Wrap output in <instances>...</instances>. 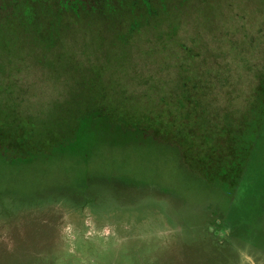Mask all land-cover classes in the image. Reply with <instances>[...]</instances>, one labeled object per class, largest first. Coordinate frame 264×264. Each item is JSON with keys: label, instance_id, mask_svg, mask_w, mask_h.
I'll return each instance as SVG.
<instances>
[{"label": "rangeland", "instance_id": "rangeland-1", "mask_svg": "<svg viewBox=\"0 0 264 264\" xmlns=\"http://www.w3.org/2000/svg\"><path fill=\"white\" fill-rule=\"evenodd\" d=\"M47 2L0 10V264H264V0Z\"/></svg>", "mask_w": 264, "mask_h": 264}, {"label": "trees", "instance_id": "trees-1", "mask_svg": "<svg viewBox=\"0 0 264 264\" xmlns=\"http://www.w3.org/2000/svg\"><path fill=\"white\" fill-rule=\"evenodd\" d=\"M48 0H0V10L3 9L1 6H5L7 7L6 9L9 10V7H14V12L12 13V15H15V17L17 16H24L26 19H32L34 17V15L39 12L40 9H42L43 7H46V3ZM57 2H59L58 4H60L61 8L67 11H71L74 13H79L80 10H85V11H89L90 9L92 11H98L99 7L94 5H90V2H92V0H55ZM21 2V4H20ZM19 4V5H18ZM49 5H51L50 3H48ZM170 43V42H169ZM167 44V43H166ZM165 44V46L167 47V45ZM176 45H178V40L176 42ZM224 51L226 49H223ZM242 52V51H241ZM201 55L200 51L198 52V54L196 55V57L194 56V61L196 66L201 64V60L197 57H199ZM181 56V55H180ZM183 57H178V60L176 62V66L179 65V68L184 69V81L182 83V86L180 89H178V91L176 92V94H170L169 96H162L161 98H159L157 100V102L154 103V107L158 108L159 114H161V112H163L165 115H168L167 110L168 109H174L180 105H184L186 106V104L190 103L192 100L193 104H187V108L189 109V112H186L184 116L180 117V120L177 121V123H182L184 118H192V119H197V111L195 109H193L191 106H195L197 107H201V102H204V92L207 93V89L212 90L211 92H208L206 95L207 97H210L211 93L214 90H219L220 86L222 85V80H223V73H226L225 70L228 72V74H231V72H233V74H238V71L236 70V66H237V57L235 56L234 59H230L228 58V56L222 55L221 52H217L213 57H208V60L210 61V65L212 68H210L209 66H207V71L208 72H202L198 70V74L196 76L191 77V70L192 69H188L187 66L185 65V62L183 60H181ZM193 58V57H192ZM180 59V61H179ZM222 60V61H218V60ZM247 59V58H246ZM213 60H217V62H220L221 65H217L214 66ZM248 61V59H247ZM208 64V65H209ZM256 64L252 65L249 61H248V67L252 70L251 67H254ZM216 67V68H215ZM195 69L197 70V68L195 67ZM217 69V70H216ZM203 73V74H201ZM211 75H218V78L215 79V77L211 78ZM147 89V88H146ZM146 89H142V90H146ZM197 90V92H199L200 96H194V94H191L192 91L191 90ZM202 90L204 92H202ZM104 91H106V94L104 93L103 96L106 95V101H108V98L112 96V90L109 88L108 86H105ZM188 91V92H187ZM120 93V92H119ZM213 94V93H212ZM119 97H121V95H119ZM202 97V98H201ZM165 98H171V99H165ZM208 101L209 103H211V100H205ZM211 101V102H210ZM163 103L165 104L163 106ZM215 104V103H213ZM204 105V109H206V105L203 103ZM153 107V106H152ZM152 107H150V109H152ZM229 106H227L228 108ZM215 108L217 110H219L217 113L218 115H228L229 112L231 113L233 110H228V112L226 113V110L222 109L220 106H215ZM202 109V108H201ZM213 109V107H212ZM222 109V111H220ZM202 117V116H200ZM234 119V118H233ZM235 120V119H234ZM238 121L239 120H235V122L238 125ZM246 121L240 125L243 126L245 125Z\"/></svg>", "mask_w": 264, "mask_h": 264}]
</instances>
